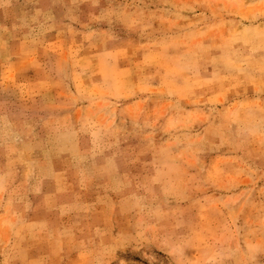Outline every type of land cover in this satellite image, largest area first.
<instances>
[{
    "label": "rangeland",
    "instance_id": "374dc122",
    "mask_svg": "<svg viewBox=\"0 0 264 264\" xmlns=\"http://www.w3.org/2000/svg\"><path fill=\"white\" fill-rule=\"evenodd\" d=\"M0 264H264V0H0Z\"/></svg>",
    "mask_w": 264,
    "mask_h": 264
}]
</instances>
